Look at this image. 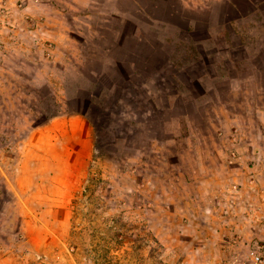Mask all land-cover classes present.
Listing matches in <instances>:
<instances>
[{"label":"rangeland","instance_id":"rangeland-1","mask_svg":"<svg viewBox=\"0 0 264 264\" xmlns=\"http://www.w3.org/2000/svg\"><path fill=\"white\" fill-rule=\"evenodd\" d=\"M68 1L0 62V264H264V0Z\"/></svg>","mask_w":264,"mask_h":264},{"label":"crops","instance_id":"crops-1","mask_svg":"<svg viewBox=\"0 0 264 264\" xmlns=\"http://www.w3.org/2000/svg\"><path fill=\"white\" fill-rule=\"evenodd\" d=\"M118 1L120 0H108V3L111 6L114 5L112 11L122 13ZM57 3H59L58 0H0V62L4 60V56L12 55L11 49L29 59L28 52L24 51L30 43L40 47L48 44L49 40L50 44H55L56 48L61 50L72 44L75 36L61 19L64 11L58 7ZM68 3L72 5L71 9L75 10L72 13L77 18L80 16L78 11L81 8L83 9L81 11H85L94 4L91 0H69ZM134 6L136 7L135 2ZM47 7L59 19H55L51 13H48ZM50 31L54 34L48 36ZM43 57L46 59L45 56ZM74 119L79 120L72 118L69 120L70 123Z\"/></svg>","mask_w":264,"mask_h":264},{"label":"trees","instance_id":"trees-1","mask_svg":"<svg viewBox=\"0 0 264 264\" xmlns=\"http://www.w3.org/2000/svg\"><path fill=\"white\" fill-rule=\"evenodd\" d=\"M146 11L152 15L155 14V11L157 12V10L154 8H148V10L146 9ZM164 12H167V11H164ZM172 12L178 13V11L175 12L174 10ZM160 18H162V17H160ZM166 19L169 21L175 22L170 17H166ZM144 44L145 43H143L142 41H139L138 43L135 44V46L140 49V50H138L139 52L143 50ZM123 60L129 62V65L136 64L135 59L125 58ZM257 67L259 68L260 72H262V73L264 72V65L257 66ZM113 71H116V70H113ZM133 71L137 72L136 70H133ZM94 83H97V81L94 80ZM81 94H84V95H81ZM81 94L76 95V97L72 98V103L70 102V106L72 107V109L74 111L84 113L96 129L99 126L103 125V123H105L107 120H109V118L111 116L119 115L117 113V110L113 109V108H104V107L103 108H97L95 105V102H94V98H93L94 96L93 95L88 96V95H86V93H81ZM83 98H85V100H84L85 104L79 105L77 101L83 100ZM151 112H153L152 115H151ZM187 113H188V111H184L183 114H187ZM149 115H150V120L152 121L154 119V121H156V123L159 124L163 128V130H165L166 124L169 122L170 118H172V117H170V118L155 117V111L153 110V108H150ZM116 139H119V136H116Z\"/></svg>","mask_w":264,"mask_h":264},{"label":"built area","instance_id":"built-area-1","mask_svg":"<svg viewBox=\"0 0 264 264\" xmlns=\"http://www.w3.org/2000/svg\"><path fill=\"white\" fill-rule=\"evenodd\" d=\"M256 259L259 260L260 259V256H256Z\"/></svg>","mask_w":264,"mask_h":264}]
</instances>
